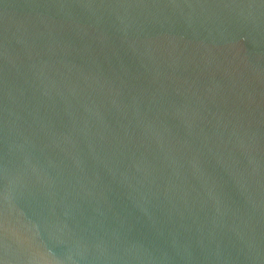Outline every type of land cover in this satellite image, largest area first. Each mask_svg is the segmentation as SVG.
I'll list each match as a JSON object with an SVG mask.
<instances>
[{
    "label": "water",
    "instance_id": "1",
    "mask_svg": "<svg viewBox=\"0 0 264 264\" xmlns=\"http://www.w3.org/2000/svg\"><path fill=\"white\" fill-rule=\"evenodd\" d=\"M0 264H264V0H0Z\"/></svg>",
    "mask_w": 264,
    "mask_h": 264
}]
</instances>
